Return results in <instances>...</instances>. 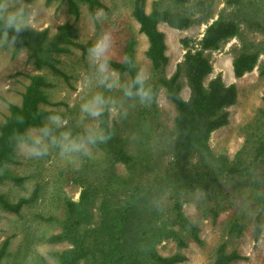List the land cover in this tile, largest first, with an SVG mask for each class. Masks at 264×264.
Listing matches in <instances>:
<instances>
[{
	"label": "trees",
	"instance_id": "obj_1",
	"mask_svg": "<svg viewBox=\"0 0 264 264\" xmlns=\"http://www.w3.org/2000/svg\"><path fill=\"white\" fill-rule=\"evenodd\" d=\"M50 1L45 0V4ZM65 1L67 12L74 19L80 14L79 4H85L91 15L104 7L100 0ZM212 1L157 0L152 2L149 12L145 10L146 0L132 1L130 15L148 43L145 56L151 73L144 80L143 87L150 90L151 99L140 103L139 115L149 135L150 155L143 160L128 152L117 137L115 127L110 124L109 107L104 106L102 115L98 117V129L110 133L112 138L96 146L103 151L108 170L103 182L97 179L81 190L78 202L65 201L64 218L58 220L61 231L46 239L49 243H70L71 248L58 255L60 264H78L86 259H91L93 264H142L144 261L180 264L185 259L181 252L161 256L155 251L154 244L165 237H173L180 250L187 244L184 237L198 241L199 228L184 216L182 205L194 202L200 206V201L201 210L215 219L221 208L233 205L238 199L236 195L244 198L247 189L241 188L248 184L253 188L249 190L256 194L253 236L258 239L264 216V180L261 185L255 184L252 168L264 160V109H259L256 118L248 125L236 162L227 163L214 157L208 147L211 132L227 124V108L235 103L237 97L235 85L224 84L219 75L205 84V79L212 72L208 54L238 35L240 22L236 18L219 15L204 29L200 38H181L180 44L185 51L182 60L169 77L165 75L168 58L165 55V37L158 24L185 30L193 24V14L206 11ZM231 2L242 12L239 14L247 28H263L256 13L259 11L264 17V0H227L226 4ZM0 35H3L2 31ZM77 37L75 25L69 22L57 26L51 36L46 29L27 27L13 45L11 56L24 50L36 69L48 68L59 72L56 67L59 55L69 53L72 48H85ZM242 46L232 60L236 78L250 72L259 56L254 46ZM133 55L134 42L128 39L123 47L122 60H108V65L118 74L126 73L131 88L137 90L140 86L135 81L140 74ZM259 73L264 75V63ZM23 76L27 84L20 94V103H9L8 112L0 123V181L5 176L6 165L13 162L16 150L10 140L13 132L42 126L44 117L51 112L46 108L45 88L49 84L45 77L28 73H23ZM184 86L189 91L187 99L181 96ZM161 89L175 111L174 132L168 141L171 161L167 166L159 165L154 143V133L159 126V122L154 125L158 116L156 97ZM17 116L23 117L22 124L17 123ZM240 155H244L245 161ZM117 163L124 166L125 176L110 171V167ZM233 181L235 184H231ZM38 193L36 186L27 197L15 201L0 193V210L18 213L24 205L35 203ZM98 197L102 200L99 221L86 229L90 225L93 200ZM44 219L56 220L54 217ZM242 231V218L236 216L228 225L227 235L237 238ZM7 244L8 239H5L0 245V260ZM240 258L236 250H228L226 242L222 241L215 247L211 264H234Z\"/></svg>",
	"mask_w": 264,
	"mask_h": 264
},
{
	"label": "rangeland",
	"instance_id": "obj_2",
	"mask_svg": "<svg viewBox=\"0 0 264 264\" xmlns=\"http://www.w3.org/2000/svg\"><path fill=\"white\" fill-rule=\"evenodd\" d=\"M100 1L104 7L99 9L104 10L105 17L96 21L90 18L94 17L98 9L91 15L85 4H79L80 14L74 19L67 12L65 0H51L48 5L45 0H25L33 5L35 12V19L28 27L46 29L48 36H51L57 26L65 22L72 23L77 29L78 42L85 45V48H72L69 53L59 55L56 63L59 72H52L48 68L36 69L27 59L24 50L11 56L13 46L4 42L3 35H0V123L8 112V104L20 103V94L27 84L23 73L41 74L49 84L45 88L48 98L46 108L51 111L47 116L59 113L63 124V127L53 129L55 134L71 131L76 136L85 134L89 128H98V118L82 111V105L94 96L101 95L105 101L104 106L109 107V121L115 127L117 137L122 140L129 153L145 160L150 155V142L139 115L141 102L137 90L131 88L126 73L118 74L109 65L101 73L99 65L88 59V49L103 32H110L113 45L106 54L107 58L121 61L123 47L128 39H132L134 63L139 68L142 79L147 80L151 73L149 60L145 56L148 43L130 15L133 0ZM154 1L157 0H146V12L150 11ZM226 3L227 0H213L206 11L193 14V24L185 30L170 28L165 23H159L158 29L165 37V55L168 58L165 75L169 77L185 52L180 44L181 38H200L204 29L219 15L230 16L240 22L238 35L208 54L212 72L205 79L206 84L219 75L224 84L235 85L237 97L235 103L227 108L228 122L212 131L208 140L209 150L214 157L234 163L244 145L248 125L256 118L258 110L264 109V75L259 73L260 66L264 63V17L259 11L256 13L263 25L261 30L247 28L238 6L233 2L230 5ZM241 46H254L259 51V56L250 72L236 78L232 71V60ZM127 89L132 91L131 97L125 95ZM188 94V88L184 86L181 96L187 99ZM156 108L158 116L154 125L159 122L154 133L156 156L159 165L167 166L171 161L168 141L174 132L175 111L163 89L156 97ZM240 158L245 161L244 155H240ZM106 164L104 153L97 146L90 156L80 157L77 163L62 158L58 149L50 150L42 158L26 157L16 149L13 162L5 167V176L0 181V193L10 201L27 197L36 186L39 193L35 203L24 205L18 213L0 210V245L8 239L0 264H60L58 255L71 248L70 243H49L46 239L61 231L58 220L64 218L65 201L78 202L79 194L85 186L95 183L97 179L104 181L108 170ZM252 170L253 182L261 185L264 180V160L256 163ZM110 171L126 175L121 163L110 167ZM250 185L241 188L247 189L244 198L236 195L238 199L233 205L221 208L215 219L201 210L202 202L199 201L200 206L194 202L184 203L182 213L199 228L198 241L184 237L186 247L179 250L173 237H165L154 244L155 251L161 256L181 252L185 259L180 264H211L215 247L224 241L228 250H236L241 256L234 264H264V216L260 235L258 239H254L256 194L249 190L253 189ZM92 207L90 225L86 229L99 221L102 200L95 198ZM236 216H240L243 221L242 234L237 238L227 235L228 225ZM46 217H54L56 220H45ZM181 235L185 234L182 232ZM78 264H93V261L86 259ZM142 264L153 263L144 261Z\"/></svg>",
	"mask_w": 264,
	"mask_h": 264
},
{
	"label": "clouds",
	"instance_id": "obj_3",
	"mask_svg": "<svg viewBox=\"0 0 264 264\" xmlns=\"http://www.w3.org/2000/svg\"><path fill=\"white\" fill-rule=\"evenodd\" d=\"M0 0V31L3 32V41L13 46L22 31H24L35 19L33 5L26 3L25 0ZM105 17L103 9H98L94 17L96 21H101ZM113 45V37L110 32H103L95 43L88 49V59L99 65V71L105 72L108 67L107 52ZM135 83L140 87L137 95L143 104L150 101V90L143 87L144 80L137 75ZM125 95H133L130 89L125 90ZM104 98L96 95L88 103L82 105V111L88 113L93 118H98L103 113ZM17 123L22 124V116L16 117ZM61 116L54 113L46 117L42 126L31 127L24 132L14 131L10 137L15 144L17 151L29 158H42L49 154L50 150L58 149L62 158L72 163H77L82 156H90L93 148L98 143H106L112 137L102 129L89 128L83 135L73 136L71 131H62L58 135L54 133V128H61Z\"/></svg>",
	"mask_w": 264,
	"mask_h": 264
},
{
	"label": "water",
	"instance_id": "obj_4",
	"mask_svg": "<svg viewBox=\"0 0 264 264\" xmlns=\"http://www.w3.org/2000/svg\"><path fill=\"white\" fill-rule=\"evenodd\" d=\"M202 36V35H201Z\"/></svg>",
	"mask_w": 264,
	"mask_h": 264
}]
</instances>
